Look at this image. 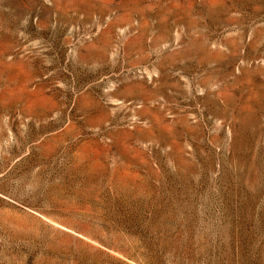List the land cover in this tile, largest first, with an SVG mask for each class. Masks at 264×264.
Segmentation results:
<instances>
[{
    "label": "rangeland",
    "instance_id": "obj_1",
    "mask_svg": "<svg viewBox=\"0 0 264 264\" xmlns=\"http://www.w3.org/2000/svg\"><path fill=\"white\" fill-rule=\"evenodd\" d=\"M0 264H264V0H0Z\"/></svg>",
    "mask_w": 264,
    "mask_h": 264
}]
</instances>
